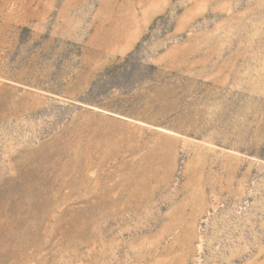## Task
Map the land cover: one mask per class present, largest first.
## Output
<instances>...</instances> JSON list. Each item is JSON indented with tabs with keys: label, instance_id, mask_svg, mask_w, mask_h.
Returning <instances> with one entry per match:
<instances>
[{
	"label": "rangeland",
	"instance_id": "rangeland-1",
	"mask_svg": "<svg viewBox=\"0 0 264 264\" xmlns=\"http://www.w3.org/2000/svg\"><path fill=\"white\" fill-rule=\"evenodd\" d=\"M0 264H264V0H0Z\"/></svg>",
	"mask_w": 264,
	"mask_h": 264
}]
</instances>
